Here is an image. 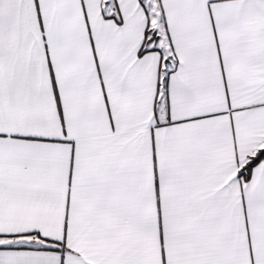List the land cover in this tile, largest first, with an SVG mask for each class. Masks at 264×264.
<instances>
[{"label": "snow or ice", "instance_id": "1", "mask_svg": "<svg viewBox=\"0 0 264 264\" xmlns=\"http://www.w3.org/2000/svg\"><path fill=\"white\" fill-rule=\"evenodd\" d=\"M0 264H264V0H0Z\"/></svg>", "mask_w": 264, "mask_h": 264}]
</instances>
